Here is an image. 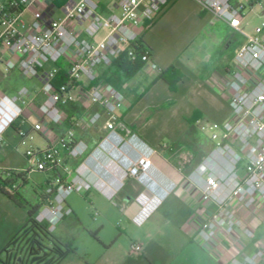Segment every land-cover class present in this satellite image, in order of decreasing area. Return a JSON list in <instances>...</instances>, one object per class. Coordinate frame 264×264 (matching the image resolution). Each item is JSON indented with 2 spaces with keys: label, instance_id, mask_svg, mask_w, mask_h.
Segmentation results:
<instances>
[{
  "label": "built area",
  "instance_id": "1",
  "mask_svg": "<svg viewBox=\"0 0 264 264\" xmlns=\"http://www.w3.org/2000/svg\"><path fill=\"white\" fill-rule=\"evenodd\" d=\"M169 1L112 0L111 10L104 14L99 0H66L60 7L48 0H0V64L5 66V73L18 69L23 77L40 83L37 104L35 92L26 86L11 95L0 93V147L5 130L14 127L21 134V143L28 145L25 155L31 167L51 172L62 169L63 181L60 176L51 180L46 192L52 197L34 217L49 232L73 214L66 199L74 191L95 188L112 200L126 180L137 181L143 190L135 197L139 210L132 221L140 226L174 189L173 184L163 186L154 176L157 169L152 157L157 149L130 133L119 120L116 98L120 99V94L115 92L112 98L94 84L97 68L109 66L125 51L131 61L151 63L149 51L137 44L141 40L139 28L151 25ZM199 2L215 20L241 35L243 42L224 82L230 117L222 123L197 124L214 146L187 179L197 187L203 201L216 206L198 236L208 243L219 231L233 234L239 230L245 239H251L255 231L236 214L232 203L247 210H264V17L250 33L242 26L241 4L231 0ZM57 10L61 12L58 17ZM102 30L105 33L97 41L96 35ZM59 76L64 82H56ZM80 98L98 104L101 111L71 118L70 127L63 133H50L45 147L35 146L31 133L41 134L45 126L65 124L69 119L66 108ZM103 118L106 133L89 150L73 127H95ZM27 122L30 127L25 132ZM117 125L128 136L119 134ZM161 148L169 150L170 146L164 143ZM64 152L71 159H82L74 171L66 164ZM22 171L0 165V172L7 175ZM140 249L133 243L130 252ZM26 260V253L15 252L10 263ZM230 264H264V245L251 254L236 253Z\"/></svg>",
  "mask_w": 264,
  "mask_h": 264
},
{
  "label": "crops",
  "instance_id": "2",
  "mask_svg": "<svg viewBox=\"0 0 264 264\" xmlns=\"http://www.w3.org/2000/svg\"><path fill=\"white\" fill-rule=\"evenodd\" d=\"M48 1L60 7L66 0ZM231 1L241 4L244 8V4L247 2L251 12L254 11L256 5H260L262 11L256 15L264 17V0ZM99 2L102 13L105 14L111 10L112 0L106 3L103 0H99ZM114 11L118 12V9L114 8ZM60 15L61 12L57 10L55 16ZM220 24L224 25L228 31L233 32L225 23L214 20L211 13L204 11L199 0H170L151 25L148 27L142 25L139 28L140 39L150 50V64H144L142 69L129 80H117L107 72L106 66L97 68V79L94 84L112 98L115 92L121 96L120 99L116 98L119 120L130 133H135L148 145L157 149V153L152 157L153 164L157 169L154 173L155 178L163 186L172 184L175 186L161 205H165L163 220L154 219L155 210L140 225L143 232L137 236V239L141 249L138 253L130 252L136 256H123L118 259L107 258L103 260L102 264H230L232 256L236 253L240 256L251 254L264 245L262 241L264 210H247L236 202L232 203V207L236 214L253 228L255 236L245 239L239 230L233 234L222 230L217 232L210 242H202L198 236V230L215 211L216 206L211 201L201 199L199 190L187 179V176L205 156L201 157L195 153V158L185 163L178 159L176 152L169 154L166 149L161 148L165 141L171 145L179 143L180 138L187 133L189 128L198 127L199 122L222 123L230 117L229 93L224 82L230 75L232 65H223L221 68H217L216 72L210 73L206 62L209 47L213 39L216 38L214 34L207 31L213 30L214 26H220ZM227 38L229 39L230 36ZM169 66L176 67L183 74V79L177 84L175 91H171L168 85L158 78L159 72ZM8 73H5V66L0 64V74L9 77L13 71ZM24 79L29 80V87L35 92V104H37L40 83L35 79L25 77ZM19 88L20 86L15 91ZM81 100L83 99L80 98L72 103L73 107L69 105L70 111L67 113H71L72 118L90 113L82 114L80 104L84 103ZM93 105L101 109L98 104L93 103ZM189 120H195L192 126ZM62 126L64 127V124L61 126L50 125V127ZM69 127L67 126L66 129ZM73 129L76 137L85 141L89 150L97 145L99 140L94 142L91 138L84 136V132L88 128L74 126ZM116 130L123 137L128 136V133L119 125ZM105 133L103 125V134L99 139ZM41 136L44 143L47 144L48 134L42 133ZM81 160L71 159L68 160V164L74 166ZM142 190L143 187L137 181L128 179L116 194L119 196L122 193V215L128 223L133 222L132 218L139 210L135 197ZM98 193L105 197L101 192ZM2 202L0 199V203ZM73 215L74 213L62 221ZM158 234L168 237V249L173 248V255H171L173 252L170 254L169 250L167 253L164 252L165 256L155 257L153 255L151 251L154 245L153 240ZM176 235H179V240L176 239ZM54 236L61 241L55 234ZM6 243L5 240L1 242L0 246L3 248ZM104 245L105 250L113 246V244L106 243ZM141 251L142 254L139 255ZM178 251L179 254H177ZM66 258L67 256L64 259Z\"/></svg>",
  "mask_w": 264,
  "mask_h": 264
},
{
  "label": "rangeland",
  "instance_id": "3",
  "mask_svg": "<svg viewBox=\"0 0 264 264\" xmlns=\"http://www.w3.org/2000/svg\"><path fill=\"white\" fill-rule=\"evenodd\" d=\"M103 1L106 3L111 0ZM244 6L243 26L246 32L252 33L255 27L263 20L262 17L256 15V13L262 11V7L256 5L254 11L251 12L247 2ZM207 32H211L216 37L209 47L208 58L206 60L209 72L214 73L218 70L217 68H221L223 65L233 66L234 54L241 45L243 37L228 31L222 24H220V26H214L213 30H208ZM104 33L105 31H100L96 35V40H100ZM229 36L230 38L228 39L227 37ZM0 83H2L3 86H8L10 84L6 83L4 76L1 74ZM2 85L0 86V93H3L1 90ZM29 85V80L25 79L23 85H20V87L26 86L32 90ZM6 94L11 95L12 93L6 92ZM81 101L84 103L80 104L83 111L82 114L101 111L99 107L94 106L92 103H89V101L85 99ZM70 106L66 109L67 112L70 111ZM103 125L104 118L97 126L88 128L84 132V136L91 138L94 142L100 140L99 138L103 134ZM29 127L30 124L27 122L23 127V131L26 132ZM65 130L66 127L63 126H45L44 133L49 135L50 133H63ZM31 134L33 137L32 142L35 146L46 145V142L44 143L42 139V133L32 132ZM3 136L4 142L0 147V165L12 169L29 171L27 174V183L22 186V183L20 181L18 182L20 186L19 190L31 204H36L39 196L47 191L49 187L47 181L53 177V173L51 171H39L31 167L25 155L28 145H23L21 143V134L17 133L13 127H10ZM163 143L170 146L169 150L166 149L169 154L176 152L178 159L183 162L185 160L192 161L195 158V153H198L201 157L203 155L207 156L214 146L213 142L208 138V134L200 131L196 126L190 127L187 133L180 138L179 143H174V145H171L168 141ZM64 159L72 171L82 162L81 160L76 165L70 166L68 160L71 159L65 153ZM60 171L62 173V169ZM97 191L98 190L95 188L74 191L67 197L66 202L73 210L74 215L60 222L54 234L63 244H72L75 252L69 254L60 264H102L103 260L107 258L118 259L123 256H136L130 254V247L133 243H139L137 236H140L143 230L133 222L128 223L122 215V193L114 197V199L109 200ZM0 199L3 201L0 203L1 244V242L5 240L7 242L10 241L18 232L21 224L26 222L29 207L16 206L13 201L2 193H0ZM163 201L156 209L154 219L160 218L163 220L162 217L164 216L165 209V205L161 206ZM176 236V239L179 240V235ZM168 240L166 235L161 234H158L154 238V245L151 251L155 257H159L160 255L165 256L168 250L170 254L174 251L173 248L168 249ZM105 243L113 244V246L105 250ZM1 249L2 246H0V251ZM140 254H142V251L139 255ZM173 254L174 252L171 255ZM177 254H179V251ZM0 259H5V253L1 254ZM0 264H3L2 261H0Z\"/></svg>",
  "mask_w": 264,
  "mask_h": 264
},
{
  "label": "trees",
  "instance_id": "4",
  "mask_svg": "<svg viewBox=\"0 0 264 264\" xmlns=\"http://www.w3.org/2000/svg\"><path fill=\"white\" fill-rule=\"evenodd\" d=\"M137 44L141 49L149 51L150 54L149 48L142 40L138 41ZM131 47L135 49L138 48L135 44H132ZM143 65L144 63L140 61V59L131 61L125 51L109 66H107V72L112 74L117 80H129L142 69ZM11 71H13L12 75L4 77L6 83L10 84L8 86H3L2 83H0V86L2 85V92L12 93L20 85H23V81L25 80L24 77L21 76L17 69H13ZM158 78L163 80L171 91H175L177 84L183 79V74L176 67L169 66L159 72ZM64 80V77L59 76L56 82L60 83L64 82ZM68 118L69 119L66 120L64 127L71 125V113H68ZM194 122L195 120H189L191 126ZM28 172L29 171H22L17 174L12 173L11 175L0 172V193L6 195L18 207H29L26 222L21 225L18 232L0 251L1 256L2 253L6 254L8 250L14 246L16 247V252L26 253V262L13 261L10 263L11 257L7 254L5 255V259H0V261H2L3 264H59L66 256L74 253L75 249L72 244H63L54 236L53 233L48 231L45 224H40L35 220V214L46 202L50 201L52 193L43 192V194H41L37 199L38 202L36 204H31L20 192V186L18 185L19 181L22 183V186L27 183ZM52 173L53 177L48 179V184L56 176H60L61 181H63L64 177H61V173L57 168H55ZM55 190L56 186L53 188V192Z\"/></svg>",
  "mask_w": 264,
  "mask_h": 264
},
{
  "label": "flooded vegetation",
  "instance_id": "5",
  "mask_svg": "<svg viewBox=\"0 0 264 264\" xmlns=\"http://www.w3.org/2000/svg\"><path fill=\"white\" fill-rule=\"evenodd\" d=\"M16 252V247H14V246H12L9 250H8V252L6 253L8 256H13V254ZM5 254V255H6Z\"/></svg>",
  "mask_w": 264,
  "mask_h": 264
}]
</instances>
